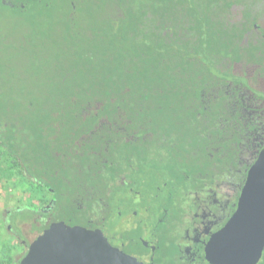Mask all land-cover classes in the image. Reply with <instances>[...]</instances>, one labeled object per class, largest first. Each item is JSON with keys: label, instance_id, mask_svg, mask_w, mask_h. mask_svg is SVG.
Segmentation results:
<instances>
[{"label": "flooded vegetation", "instance_id": "obj_1", "mask_svg": "<svg viewBox=\"0 0 264 264\" xmlns=\"http://www.w3.org/2000/svg\"><path fill=\"white\" fill-rule=\"evenodd\" d=\"M243 7L227 54L196 61L195 79L163 109H81L94 124L50 127L55 160L41 162L33 194L8 189L36 197L19 209L36 234L55 223L119 230L139 264H227L209 243L242 205L264 210V0ZM252 240L261 247L251 261L230 264H264V231L241 241Z\"/></svg>", "mask_w": 264, "mask_h": 264}, {"label": "trees", "instance_id": "obj_2", "mask_svg": "<svg viewBox=\"0 0 264 264\" xmlns=\"http://www.w3.org/2000/svg\"><path fill=\"white\" fill-rule=\"evenodd\" d=\"M241 2L0 0V15L13 24L0 26V182L4 191L14 188L33 194L35 176L46 170L41 162L48 166L55 160L48 137L55 130L50 127L95 123L83 122L79 110L121 107L142 110L140 114L148 116L149 110L163 109L168 94L177 96L195 79L196 61L227 54L232 44L229 30L234 28L226 13ZM56 13L65 28L61 52L68 58L59 57L47 70L48 60L41 62L38 56L44 54L48 41L52 44L48 30L53 24L47 20ZM13 33L18 34L15 39L10 38ZM21 54L27 60L13 62ZM35 199L29 195L27 204L34 205ZM21 208L0 213V264H18L30 241L42 233L31 234V239L19 233L20 225L26 230L35 226L31 212ZM23 241L28 242L26 246L30 243L26 251Z\"/></svg>", "mask_w": 264, "mask_h": 264}, {"label": "water", "instance_id": "obj_3", "mask_svg": "<svg viewBox=\"0 0 264 264\" xmlns=\"http://www.w3.org/2000/svg\"><path fill=\"white\" fill-rule=\"evenodd\" d=\"M229 225L209 243L207 253L220 255L221 261L247 262L245 254L261 247L256 241L242 242L264 231V210L261 216L243 205ZM263 245V242H262ZM140 252L119 230L106 233L79 226L55 223L39 234L29 245L18 264H139ZM250 256V257H251Z\"/></svg>", "mask_w": 264, "mask_h": 264}, {"label": "rangeland", "instance_id": "obj_4", "mask_svg": "<svg viewBox=\"0 0 264 264\" xmlns=\"http://www.w3.org/2000/svg\"><path fill=\"white\" fill-rule=\"evenodd\" d=\"M242 3L243 2H241V4L240 3L234 4L228 9V12L226 13V17L229 19L230 23L234 24L240 20L241 14L244 11V9H243L244 7H243ZM51 17H50L51 20L48 19L47 23H48V25L53 24L51 31L48 30V34L51 36L50 39L52 41V44L50 45V42L48 41L47 45L42 48L44 50L43 51L44 54H43V52H40L43 55L38 56V59L41 62H45V60H48L49 63L47 65V70H50L49 67L52 66L51 63L53 61H58L59 57L62 56L64 58H68V55L64 56L61 52V48L63 47V43H64V41L62 40L63 35H61V34H63L65 31V28L63 27V24H62V17L57 13L53 14ZM83 20L84 19L81 18L80 22H82ZM55 24H57V25H55ZM9 25L10 26L13 25L12 20L10 19V21H9L8 19L4 18L3 15L2 16L0 15V26L9 28ZM2 32H3V30H2ZM4 32L5 33L9 32V30L4 29ZM16 33H13L10 36V38L15 39L16 36L18 35ZM55 41L57 42V45L53 44ZM60 42H61V45L59 46ZM65 46L66 45L64 44V48H65ZM45 50H46V52H45ZM27 54H29V51H27ZM18 59L19 60L22 59L23 61L27 60L26 55L21 54L20 56L16 57V59L13 62H16ZM67 62H69V61H67ZM29 85L30 84H28V86ZM170 98L175 99V97H173V96H171ZM26 200H27V196L21 194L20 191H17V192L15 191V193H9L8 190L4 191L2 184L0 182V213L5 211L8 208L23 206V205L27 204ZM37 230L38 229H35V227H32L31 230H29L28 232L34 231V232H32V234L35 235ZM29 239H31V237ZM10 241H11V244H15V241H12V240H10ZM30 242L32 243L33 241H30Z\"/></svg>", "mask_w": 264, "mask_h": 264}]
</instances>
